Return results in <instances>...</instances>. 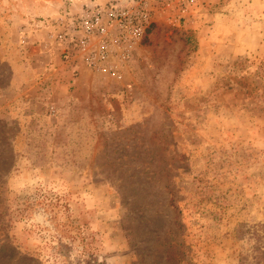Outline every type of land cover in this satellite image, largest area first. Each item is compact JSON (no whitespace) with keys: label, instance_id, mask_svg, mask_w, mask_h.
I'll use <instances>...</instances> for the list:
<instances>
[{"label":"rangeland","instance_id":"obj_1","mask_svg":"<svg viewBox=\"0 0 264 264\" xmlns=\"http://www.w3.org/2000/svg\"><path fill=\"white\" fill-rule=\"evenodd\" d=\"M0 264H264V0H0Z\"/></svg>","mask_w":264,"mask_h":264},{"label":"built area","instance_id":"obj_2","mask_svg":"<svg viewBox=\"0 0 264 264\" xmlns=\"http://www.w3.org/2000/svg\"><path fill=\"white\" fill-rule=\"evenodd\" d=\"M103 12L98 11L96 14H94V16H92V20L91 22L87 21V26H86V30L88 32H92L93 34L95 33L94 30H96L98 32L99 35H105L106 34V29L104 27V17L102 15ZM109 17H107V22L109 24V22L113 23H117L119 24L121 27H124L123 25V19L122 14H120V12L118 10L116 11H111L108 13Z\"/></svg>","mask_w":264,"mask_h":264}]
</instances>
